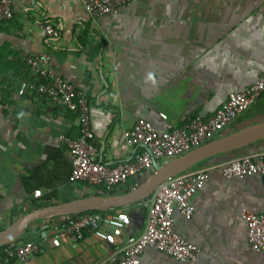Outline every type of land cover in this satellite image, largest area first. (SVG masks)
<instances>
[{"label": "crops", "instance_id": "1", "mask_svg": "<svg viewBox=\"0 0 264 264\" xmlns=\"http://www.w3.org/2000/svg\"><path fill=\"white\" fill-rule=\"evenodd\" d=\"M13 7L14 18L0 24V231L35 210L97 193L121 196L144 181L140 175L112 190L69 182L71 156L60 138L80 136L78 115L31 89L36 77L29 57L49 54L57 74L85 93L97 159L110 166L141 151L124 137L139 119L166 131L195 116L211 118L231 94L264 74V0H132L129 8L98 21L80 0H13ZM45 24L59 32L57 39H48ZM262 122L264 93L225 135ZM243 155L262 159L264 141L234 158ZM229 157L186 173L208 175L193 198L192 219L175 214V231L200 249L199 260L181 263L147 248L141 264H264V254L250 247L241 217L244 209L264 213V178H225L220 167ZM146 201L99 213L97 229L85 231L79 243L56 239L50 228L72 216L35 221L12 243L38 247L27 264L121 259L146 228ZM6 246L0 247V264Z\"/></svg>", "mask_w": 264, "mask_h": 264}, {"label": "built area", "instance_id": "2", "mask_svg": "<svg viewBox=\"0 0 264 264\" xmlns=\"http://www.w3.org/2000/svg\"><path fill=\"white\" fill-rule=\"evenodd\" d=\"M80 1L87 15L94 21L116 15L132 4V0ZM13 18V0H0V24ZM43 29L49 40L59 37V32L51 24H45ZM27 65L36 77V83L31 86L33 91L78 115L80 136L60 138L71 156L69 182L103 186L107 190H112L131 178L144 176L153 170L154 161L180 158L226 136V128L264 93L263 74L244 92L231 94L211 118L195 116L185 125L166 131L159 130L152 122L141 118L131 129L124 131L127 144L140 147L141 151L132 161L110 166L97 159L98 152L93 144L95 136L90 124L91 110L85 93L57 74L52 67L51 56L47 53L29 57ZM220 169L228 179L253 176L264 178V157L260 160H254L250 156L238 157L223 164ZM207 180L205 172L196 175L185 173L160 184L145 202L148 219L142 235L125 248L121 259L112 257L102 264H141L140 256L147 248L163 252L181 263H196L200 257V249L175 231V214L178 213L187 220L192 219L195 211L193 198L203 189ZM139 185L136 182L134 189ZM40 195L39 190L35 192V196ZM241 217L248 227L250 247L264 254V213L257 214L244 209ZM100 221V214L83 213L54 223L50 228L56 239L79 243L84 240V232L96 230ZM37 250L38 247L33 244L10 243L5 247L3 261L5 264L13 261L27 264L29 257Z\"/></svg>", "mask_w": 264, "mask_h": 264}, {"label": "water", "instance_id": "3", "mask_svg": "<svg viewBox=\"0 0 264 264\" xmlns=\"http://www.w3.org/2000/svg\"><path fill=\"white\" fill-rule=\"evenodd\" d=\"M263 141L264 122L228 134L166 164L162 165L154 161L153 170L143 176V183L124 195L86 197L66 204L38 209L19 218L11 226L0 231V247L21 238L26 233L30 224L35 221H46L63 216H75L92 211L107 212L113 208L139 204L150 198L160 184L188 173L196 166L222 155H229L230 157L227 159L233 160L237 151L249 148Z\"/></svg>", "mask_w": 264, "mask_h": 264}, {"label": "trees", "instance_id": "4", "mask_svg": "<svg viewBox=\"0 0 264 264\" xmlns=\"http://www.w3.org/2000/svg\"><path fill=\"white\" fill-rule=\"evenodd\" d=\"M107 193V192H106ZM95 195H98V196H105V195H109L108 193L107 194H100V193H97V194H95ZM87 213H91V214H99V213H101V212H99V211H92V212H87ZM76 216V215H75ZM75 216H72V217H75ZM72 217H70V218H72ZM69 218V217H68ZM1 248H4V246L3 247H1Z\"/></svg>", "mask_w": 264, "mask_h": 264}, {"label": "clouds", "instance_id": "5", "mask_svg": "<svg viewBox=\"0 0 264 264\" xmlns=\"http://www.w3.org/2000/svg\"><path fill=\"white\" fill-rule=\"evenodd\" d=\"M149 79L153 80V82H155V78L152 74H149Z\"/></svg>", "mask_w": 264, "mask_h": 264}, {"label": "rangeland", "instance_id": "6", "mask_svg": "<svg viewBox=\"0 0 264 264\" xmlns=\"http://www.w3.org/2000/svg\"><path fill=\"white\" fill-rule=\"evenodd\" d=\"M171 160H173V159H169V160L167 161V163L170 162Z\"/></svg>", "mask_w": 264, "mask_h": 264}]
</instances>
